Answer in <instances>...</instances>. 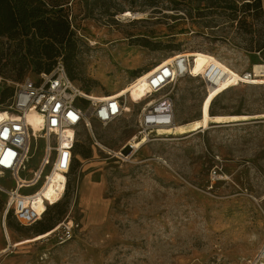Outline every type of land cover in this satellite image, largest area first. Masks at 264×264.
Returning <instances> with one entry per match:
<instances>
[{"label":"rangeland","instance_id":"1","mask_svg":"<svg viewBox=\"0 0 264 264\" xmlns=\"http://www.w3.org/2000/svg\"><path fill=\"white\" fill-rule=\"evenodd\" d=\"M58 1L69 33L45 39L46 49H59L53 65L60 60L71 80L95 96L184 51L211 54L239 73L264 63V0ZM127 10L142 17L122 16ZM28 65L18 78L13 63H0V110L19 81L38 74ZM246 88L237 87L234 97L219 94L212 110L264 113V85ZM166 91L175 122L201 117L207 83L200 75H180ZM144 102L128 118L78 128L67 193L33 225L15 220L0 191V264H249L264 240V116L179 136L152 131L139 150H121L137 134ZM79 173L82 190L89 184L96 191L93 200L81 195L70 233L60 227L33 245H10L6 233L17 241L65 216ZM0 181L14 185L8 175Z\"/></svg>","mask_w":264,"mask_h":264},{"label":"built area","instance_id":"2","mask_svg":"<svg viewBox=\"0 0 264 264\" xmlns=\"http://www.w3.org/2000/svg\"><path fill=\"white\" fill-rule=\"evenodd\" d=\"M181 58L189 66V58ZM156 70L147 78L150 99L146 97L137 112V135L146 134L148 139L152 130L175 123L171 94L161 91L178 76L191 74L188 69L180 70L176 60L161 63ZM239 74L238 86L245 84L244 72ZM221 75L215 71L210 83L215 84ZM124 104V96H95L81 89L69 78L60 60L51 71L16 84L10 103L0 110V175H8L14 185L0 181V191L7 195V211H12L20 225L36 223L49 207L64 199L76 156L78 128L90 127L91 121L105 125L124 116ZM30 112L40 117L36 127L28 121ZM131 146L129 143L130 153L135 151ZM118 155L121 151L114 154L120 158ZM61 227L68 234L73 221ZM248 262L264 264V240Z\"/></svg>","mask_w":264,"mask_h":264},{"label":"bare ground","instance_id":"3","mask_svg":"<svg viewBox=\"0 0 264 264\" xmlns=\"http://www.w3.org/2000/svg\"><path fill=\"white\" fill-rule=\"evenodd\" d=\"M141 14L142 13L133 14L131 11L127 10L125 11L124 14H122V16H133L134 18L139 19L142 17ZM182 56L183 57L187 56L189 58L190 61L189 66H187L186 63L183 62V59L181 58ZM171 60H176L178 62V67L180 70H186V69L190 70L191 73L190 75H192L193 77H197L198 75L202 74V76L205 77L208 83L207 84L208 88L200 106V113H201L200 118L195 119L188 123L175 122L174 125L170 127L156 128L155 130H152L156 132V136H179L197 131L199 129H205L209 127L210 123L222 124L225 122L246 120L252 116H258V115L264 116V113L256 114V115L220 114V113L211 114L210 113L211 103L216 97L219 96L220 93L227 91L228 94L234 97L233 95L235 93V89L239 87L236 81L239 79L240 74L239 72H236L235 70L230 68L227 64L220 61L218 58H216L211 54H207L202 51H184L182 53H177L169 56L167 59L162 60L156 66L152 67L148 71L136 77L134 80L127 82L122 87L117 89L115 92L110 93V94H116L117 96H124L125 99L124 117L127 118L130 117V113L135 103L144 100L146 97L150 95V89L147 85V78L152 76L155 73V71H157L156 69H158L161 63H168ZM215 71H219V74L222 75L220 76L218 81L215 82V84H213L210 82H213L212 79L214 77ZM244 75H245V81H244L245 84L243 85H245V88L264 85V63H255L250 70L244 72ZM106 95L108 94H102L101 96H106ZM149 99L150 98L148 97L147 100ZM27 118L28 121L32 123L34 127H36L40 122V117L33 112H30L27 115ZM148 140L149 139L146 134L139 136L135 133L126 142L125 145L126 147H129V143H131L132 144L131 147H135V151H137L146 142H148ZM118 152L119 151H115V153ZM84 168L85 167L83 166L81 167V173H83V171L85 170ZM82 182H83L82 175H80L79 173L76 179L75 190L70 198V203L68 205L67 213L65 214L64 218H62L63 220L61 219L62 221L59 220L52 228L44 232L33 234L30 237H25L13 242L10 241L9 236L6 233L10 245H12L13 247L33 245L35 242L50 236L52 233L57 231L64 223L66 224L72 223L71 215L76 211V208L79 205L78 203L80 201L81 195L82 196L84 195V198H86V200H93L96 191L92 186H89V184H85V187L82 190ZM87 205L90 208L89 214L93 213L95 211L94 209L92 210V206L94 205V203L91 202ZM37 209L40 211L42 209V205L39 204L37 206ZM59 222L60 224H58Z\"/></svg>","mask_w":264,"mask_h":264},{"label":"trees","instance_id":"4","mask_svg":"<svg viewBox=\"0 0 264 264\" xmlns=\"http://www.w3.org/2000/svg\"><path fill=\"white\" fill-rule=\"evenodd\" d=\"M58 2V0H0V63H13L18 78L29 69L28 63H34L38 73L49 72L53 68L55 57L60 51L57 48L47 50L44 41L45 39L61 41L69 33L67 23L60 15L63 9L57 8L60 5ZM210 113L217 114L211 106ZM50 228H52L50 225H41L38 233Z\"/></svg>","mask_w":264,"mask_h":264}]
</instances>
